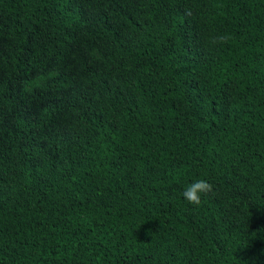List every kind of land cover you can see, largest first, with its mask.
Instances as JSON below:
<instances>
[{
    "label": "trees",
    "instance_id": "trees-1",
    "mask_svg": "<svg viewBox=\"0 0 264 264\" xmlns=\"http://www.w3.org/2000/svg\"><path fill=\"white\" fill-rule=\"evenodd\" d=\"M0 264H264V0H0Z\"/></svg>",
    "mask_w": 264,
    "mask_h": 264
},
{
    "label": "clouds",
    "instance_id": "clouds-1",
    "mask_svg": "<svg viewBox=\"0 0 264 264\" xmlns=\"http://www.w3.org/2000/svg\"><path fill=\"white\" fill-rule=\"evenodd\" d=\"M213 191V185L207 180L198 179L188 185L182 193L185 200L190 204L199 206L201 204V195Z\"/></svg>",
    "mask_w": 264,
    "mask_h": 264
}]
</instances>
